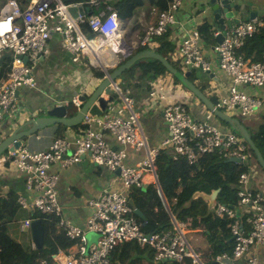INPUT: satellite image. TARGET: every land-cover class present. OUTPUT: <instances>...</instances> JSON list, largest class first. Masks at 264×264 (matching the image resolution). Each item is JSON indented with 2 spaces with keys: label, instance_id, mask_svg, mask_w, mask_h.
Listing matches in <instances>:
<instances>
[{
  "label": "built area",
  "instance_id": "obj_1",
  "mask_svg": "<svg viewBox=\"0 0 264 264\" xmlns=\"http://www.w3.org/2000/svg\"><path fill=\"white\" fill-rule=\"evenodd\" d=\"M3 1L0 7V57L9 51L10 60L7 78L0 83V127L4 115L15 107L18 90L23 86H36L33 64L49 53L48 42L53 35L62 37V44L73 62L86 57L91 65L103 68L106 61L110 62L107 66H113L130 54L124 39L123 21L112 5L114 0ZM181 4L182 0H171L168 9L159 13L157 23L147 27L140 44L152 45L154 36L173 27L175 13ZM85 5L98 7L97 12L73 16L69 11L70 7L85 8ZM86 23L94 32L93 36L85 34L83 25ZM262 26L259 19L240 21L228 29L214 47L219 70L231 80L227 95L215 104L222 111L247 117L260 104V100L241 89L244 85L264 87V61L246 59L239 48ZM199 38L198 30L193 29L174 52L175 63L184 71L208 72L211 69L210 62L203 57ZM116 91V101L110 103L102 115L85 114L83 128L74 136L55 137L45 150L30 151L20 147L0 158V168L13 167L22 173L27 190L32 192L29 198L18 196V204L39 213L40 221L58 217L57 226L63 228L67 238L73 241L69 248L59 250L53 256L52 264H118L112 261V253L128 241L150 248L154 263L174 261L182 264L189 260L191 264H206L188 240L190 222L178 221L171 215V230L144 234L134 216L129 193L151 183L160 190L155 165L160 149L170 148L174 159L185 157L190 163L213 151L245 163L246 145L231 129L210 123L212 112L207 111V119L196 120L183 99L174 98L171 90L156 85L149 90L148 98L163 102L167 136L158 146L152 147L140 123V113L134 109V100L117 88ZM71 102L77 108L81 107L78 96ZM105 134L112 136L117 146L110 145ZM129 150L141 151L143 156L133 164L128 163ZM87 159L115 176L98 197L88 201L91 213L79 226L64 217L57 197L59 175L50 168L54 162L65 168ZM238 184L241 189L237 191L236 204L216 203L214 208L217 217L232 219L233 248L214 255L211 263L264 264V257L257 255V249L264 248V197L249 188L247 172L241 173ZM30 222V219L24 220L21 228L29 227ZM89 234L95 236L93 241L88 238Z\"/></svg>",
  "mask_w": 264,
  "mask_h": 264
},
{
  "label": "crops",
  "instance_id": "obj_2",
  "mask_svg": "<svg viewBox=\"0 0 264 264\" xmlns=\"http://www.w3.org/2000/svg\"><path fill=\"white\" fill-rule=\"evenodd\" d=\"M21 1L22 3H24V0ZM170 2L171 0L168 2V5L164 10L168 9ZM234 2L236 4L243 5L245 7L246 13L249 12L250 7H252L251 10H254V9H260L259 6L262 4L264 5V0H234ZM3 3L4 1L0 0V7L3 5ZM160 12H157L156 9L146 0L144 6L136 10L134 16L131 19L125 22L122 20L125 33L126 30L131 29L132 27H136V28L139 27L137 28L139 36L137 34L132 33V37L135 36L134 38L135 40L132 39L128 42L125 41L126 44L129 45V47L133 48L132 53H135V48L138 45H141L140 41L142 40V37L147 27L150 25H155L157 23L158 15ZM175 19H176L175 25L170 28L171 30L170 39L175 44V50L180 45L182 39L185 36H187V34H189L193 29L198 30L197 28L204 22H207L209 24L213 32V35L218 31V29L214 28L213 25L214 22L212 21V15L210 12L208 0H182L181 6L175 13ZM244 19H245L244 21H250L247 18V14L245 15ZM254 19H259L260 21H262V24L264 26V9L260 11L258 18H254ZM85 34H87L88 36L87 31L85 32ZM153 38H152V43H153L152 45H144V46H148V48L146 49L154 50L156 43L153 41ZM213 41L214 42L207 43L200 36L199 46L203 53V57L210 62L211 69L209 72H204L200 70L201 73L200 72L197 73L194 77V80L192 81L201 90H203V92L204 90H208V94L204 92L206 96H208L210 99L211 97L215 98L217 102L219 98L227 95L231 85V80L218 68V59L214 49L215 45L217 44L215 35ZM48 46H49V53L45 56L39 57L37 62L33 64L32 72L37 82L36 86L21 87L16 95L15 107L4 115L0 127V142L12 132V128H14L15 125L21 123L23 120H25V118H28L29 116H33V117L44 116L45 112L50 108V105L63 104L67 106L70 100L75 96H80L82 94H89L96 87V85L102 80V78H97L94 75L92 68L95 67H93L88 63L86 57L81 58L79 62L72 61L70 53H68V51L65 50L62 44V37L60 35L58 34L53 35L48 42ZM175 50L174 52H176ZM174 52L171 54L172 59ZM6 59H9V57ZM126 59H124V61ZM173 61L175 62L174 59ZM252 62H259V61H252ZM109 64L110 62L106 61L104 63V66L105 65L107 66ZM115 67L116 66L112 67L110 71H112L113 68ZM99 70L103 72L102 69ZM7 73L8 70L4 76H0V83L1 81L6 80ZM173 77L174 76L172 74L167 72L164 75L158 76L155 80H152L151 82L148 79H143L142 82L140 83L141 85L140 87L129 88L130 93L132 95L130 98L134 100V109L140 113V123L148 137V143L152 147L158 146V144H160V142L166 138L167 126L163 118V102L157 101L155 99H149L148 93L142 91L143 84L145 85H147L148 83L151 84L150 90L152 89V87L156 85L161 86L163 90H171L174 94L173 95L174 98L183 99L187 103L188 111L193 118L200 121L207 119L206 113L208 110L205 108V106L181 84L174 82ZM84 78H86V80H90V83L88 84L84 83L83 82ZM119 81L120 78H117L116 87L120 90L122 94H124L121 91V88L119 87L118 84ZM241 90L245 91L251 97L260 100L259 106L255 108L252 111V113L247 117H242L239 113L238 114L234 112L231 113V112H227L226 110H224L223 112L238 118L248 129V131L250 130L251 132H254L258 129L260 124L264 123V87L258 88L252 85H244L242 86ZM113 95L114 97L112 103L116 101L115 99L117 96V92L113 91ZM212 117H213L212 119L208 120L210 123L218 127L222 126V124L224 123L226 124L225 125L226 127L222 126L224 129H231L237 136L241 137L227 123L221 121L222 124H219L218 121L219 119H216L217 117H215L214 115ZM27 128H29V126L23 128V130ZM71 128L65 131V133L63 134L64 137H72L77 133ZM56 136H58L57 125H50L45 128H42L35 135L30 136L26 141L22 142V144L23 146L24 145L27 146V148L31 151L45 150L48 148L51 141ZM105 139L110 145L114 147L117 146V143L109 134H105ZM244 141L245 140L242 138V142L246 145L245 153L247 156V162L243 164L246 167V170L244 172H247L249 175L248 186L252 190L260 192L264 197V171L259 166L256 157L254 159L252 158L251 153L249 151L250 149L249 145L245 143L246 141L245 142ZM128 152H129L128 163L131 164H133L136 160L141 159V157L143 156V153L141 151L136 152L133 150H129ZM50 170L53 172H57L59 175V180L57 183V192H58L57 197L59 204L62 207L64 217L70 219L73 223L79 226L84 224L86 218L91 213V208L88 204V201L91 198L98 197L101 194L102 189L107 187L112 182L115 176L114 173L108 171L103 166L96 165L93 162L89 161L88 159L73 165H69L65 168H62L57 162H54L51 164ZM239 189H241L240 186ZM9 191H13L17 195L19 196L23 195L27 198L31 197L32 195V192H30L26 188L25 177L22 173L18 172L13 167L0 168V196L6 195ZM160 195L162 196V194ZM216 203H218L217 198H216ZM212 208L214 210L215 206H213ZM235 210L237 211V208H235ZM30 214H31L30 210L20 207L16 215V220L7 223L8 231L12 237H14L15 233L17 234L19 231L23 230L21 228V224L24 220L30 219ZM134 216L136 218L137 215ZM214 216L216 215L214 214ZM181 222H190V221H181ZM13 224H16L19 227V230L17 229V227L12 228L11 225ZM27 228H29L28 243L26 245L24 244L23 245L24 246L36 245L32 240L30 227ZM171 229L172 226L170 229L167 230H171ZM189 230H190L189 233L200 232L197 230L190 229V226H189ZM43 238H44V230H43ZM88 238L90 239V241H93L95 239V236L89 234ZM128 242H135V241H128ZM43 244H44V240H43ZM146 248L152 253V256L151 259L150 256H148V258L144 257L143 264H161V263L169 262V261H164V262L154 263L153 251L148 247ZM193 248L195 249L196 252L200 254L198 248H195L194 246ZM66 249H59V250H66ZM257 255L259 258H263L264 248H258ZM52 262H53V257L50 264H52ZM113 262L118 263L116 259ZM186 262L191 264L189 260H186L182 264H185ZM41 264H46V262L42 261Z\"/></svg>",
  "mask_w": 264,
  "mask_h": 264
},
{
  "label": "trees",
  "instance_id": "obj_3",
  "mask_svg": "<svg viewBox=\"0 0 264 264\" xmlns=\"http://www.w3.org/2000/svg\"><path fill=\"white\" fill-rule=\"evenodd\" d=\"M145 1L114 0L112 5L120 19L125 22L134 16L136 10L144 6ZM147 1L157 12H160L167 7L170 0ZM85 8L89 15L96 13L98 9L96 6L90 7L89 5H85ZM83 28L88 32L89 37L94 35L87 23L83 25ZM197 29L201 38L207 43L214 42L213 32L207 22L202 23ZM170 34L171 30L168 29L163 34L155 36L153 38L156 43L154 50L177 68L178 65L171 57L175 50V44L171 41ZM146 48L148 46L138 45L135 52ZM239 52L251 61L260 62L264 60V26L245 39L244 44L239 48ZM8 65L9 59H6L0 66V76L6 74ZM92 71L97 78L104 77V73L99 69L92 68ZM165 73H167L166 69L158 60L143 58L136 61L119 76L118 84L125 96L131 97L129 88L140 87L143 79H148L151 82ZM173 79L174 82L180 84L175 77ZM191 80L194 79L191 77ZM150 88L151 84H143L142 91L148 93ZM211 100L216 103L215 98L211 97ZM67 106L68 115H74L77 110L76 107L72 103H68ZM82 127L79 124L71 129L79 132ZM67 129L70 128L57 125L58 137H63ZM249 132L264 158V123L260 124L256 131L251 132L249 130ZM249 151L254 159V153L251 149ZM172 154L170 148H163L156 155L155 165L160 191L154 184H147L145 187L132 189L128 196L129 201L132 207L139 210L143 215V218L136 216V220L144 234L170 229L172 226L171 215L178 221H190V229L200 231L206 237L208 244L206 258L207 262L211 264V258L214 255L230 251L233 248L230 232L232 219L226 216L221 218L214 216L213 208H209L208 203L203 198L192 199V196L195 192L210 194L213 190L219 189L217 202L234 206L239 190L238 180L246 167L243 163L228 161L218 151L203 154L193 163H190L185 157L174 159ZM19 209L20 205L17 202L15 192L9 191L6 195L0 196V264H41L42 261L50 264L53 255L59 249H66L73 243L66 237L63 228L57 229L58 217L51 216L49 220L41 221L44 230V244L42 246H24L10 235L7 226L8 222L16 220ZM35 217H40L39 213L30 214V218ZM148 256L151 259L152 253L146 247H141L136 242H125L115 248L111 259L113 261L116 259L119 264H143V258H148ZM161 264L179 263L169 261ZM185 264L189 263L186 262Z\"/></svg>",
  "mask_w": 264,
  "mask_h": 264
},
{
  "label": "water",
  "instance_id": "obj_4",
  "mask_svg": "<svg viewBox=\"0 0 264 264\" xmlns=\"http://www.w3.org/2000/svg\"><path fill=\"white\" fill-rule=\"evenodd\" d=\"M210 12L212 15V21L214 22V28L220 32L215 36L216 42L220 43L224 37L225 32L228 29L233 28L238 22L244 21V17L247 14L249 20L258 18L260 11L264 9V5H260V9L251 10L245 12L243 5L236 4L234 0H208ZM70 13L73 16H77L78 13L84 15L86 11L83 7H70ZM133 52V48L130 47V54L127 59L118 64L110 72V68L104 69V78L96 85V87L89 94H82L79 99L82 101V106L72 116L68 115V106L63 104L50 105V108L45 112L44 116H29L25 118L21 123L15 125L12 128V132L0 142V155L5 151H13L20 147L22 142L26 141L30 136L35 135L39 130L50 125H64L66 127H75L81 124L85 114L100 116L106 110L109 103L113 100V91L116 88V79L128 68H130L136 61L143 58H152L158 60L167 72L172 74L180 84L190 91L204 106L212 112L217 119L227 123L233 128L249 145V148L255 154L256 160L259 166L264 171V159L260 153V150L255 145L250 132L244 126V124L236 117L231 116L218 109L211 99L201 90L190 78L188 71L182 73L176 67H174L166 58L158 54L152 49H144ZM10 56V52H4L0 57V66L4 60ZM27 61V58L24 57ZM106 96V97H104ZM29 126V128L24 129ZM230 162L240 163L239 158L231 157L228 159ZM145 187V186H144ZM219 189L213 190L210 194H204L201 192H195L192 199L201 197L207 203L209 208L216 205V198ZM134 214L143 218L142 213L134 209ZM32 240L34 244L42 246L43 244V227L39 220H33L30 225Z\"/></svg>",
  "mask_w": 264,
  "mask_h": 264
},
{
  "label": "rangeland",
  "instance_id": "obj_5",
  "mask_svg": "<svg viewBox=\"0 0 264 264\" xmlns=\"http://www.w3.org/2000/svg\"><path fill=\"white\" fill-rule=\"evenodd\" d=\"M137 28H139V27H137ZM137 28L132 27L131 29L126 30V33H125V41L126 42L135 38V36L132 37V33L137 34V35L139 34ZM177 67L179 68V66H177ZM179 69L181 71H184L182 68H179ZM199 72L201 73L200 70H193L192 71V79H194L195 75ZM83 82L88 84V83H90V80H86V78H84ZM204 92L206 94H208V90H204ZM218 121H219V124H222V122L220 120H218ZM225 125L226 124H224V123L222 124L223 127H226ZM11 227L12 228L17 227V229L19 230V227L16 224L11 225ZM28 229L29 228H26L24 230L19 231L17 234L16 233L14 234L15 239H17L18 241H20L24 245H26L28 243V236H29V230ZM190 236H191V239H190ZM187 237L189 238V241L191 242V244L195 248H198V251L200 252L201 260L203 262H205L206 264H209L207 262V258H206V251L208 249V244H207V240H206V237L204 236V234L202 232H190L189 234H187Z\"/></svg>",
  "mask_w": 264,
  "mask_h": 264
},
{
  "label": "clouds",
  "instance_id": "obj_6",
  "mask_svg": "<svg viewBox=\"0 0 264 264\" xmlns=\"http://www.w3.org/2000/svg\"><path fill=\"white\" fill-rule=\"evenodd\" d=\"M84 9H86V8H84ZM85 11H86V10H85ZM86 15H89V14L86 13ZM218 31H219V30H218ZM218 31H217V32H218ZM219 32H220V31H219ZM214 35H215V34H214ZM215 36H216V35H215ZM217 44H218V43H217ZM143 46H144V45H143ZM127 57H128V56H127ZM127 57H126V58H127ZM126 58H124V59H126ZM124 59H123L122 61H124ZM9 60H10V59H9ZM87 60H88V59H87ZM4 61H5V60H4ZM122 61H121V62H122ZM121 62H119V63H117V64H115V65H113V66H107V67L104 66L103 68H102V67H98V66H93V65H92V66L95 67V68H97V69H98V68H99V69H102L103 72H104V69H106V68H110V69H111L112 67L117 66V65L120 64ZM3 63H4V62H3ZM88 63H89V61H88ZM89 64H90V63H89ZM90 65H91V64H90ZM110 69H109V70H110ZM177 69L180 70L178 67H177ZM180 71H181V70H180ZM110 72H111V71H110ZM184 72H186V71H184ZM188 72H189V71H188ZM208 72H209V71H208ZM189 73H190V78H191V77H192V72H189ZM104 75H105V72H104ZM103 78H104V77H103ZM103 78H102V79H103ZM116 88H117V87H116ZM116 88L114 89L115 91H116ZM117 89H118V88H117ZM118 90H119V89H118ZM116 92H117V91H116ZM189 92H190V91H189ZM117 95H118V93H117ZM116 97H117V96H116ZM127 97H128V96H127ZM78 99H79V96H78ZM79 100H80V99H79ZM80 101H81V100H80ZM112 101H113V100H112ZM112 101H111L110 103H112ZM114 101H115V100H114ZM69 103H72L71 100H70ZM110 103H109V104H110ZM72 104H73V103H72ZM73 105H74V104H73ZM74 106H75V105H74ZM81 106H82V101H81ZM108 106H109V105H108ZM75 107H76V106H75ZM80 108H81V107H80ZM80 108H77V107H76L77 110L80 109ZM107 108H108V107H107ZM107 108H106V109H107ZM77 110H76V111H77ZM105 111H106V110H105ZM105 111H104V112H105ZM104 112H103V113H104ZM103 113H102V114H103ZM87 114H88V113H87ZM82 122H83V120H82ZM82 122H81L80 125L83 126ZM82 128H83V127H82ZM56 137H58V136H56ZM63 137H64V136H63ZM20 147H26V148H27V146H25V145L23 146V144H22ZM20 147H18V148H20ZM18 148H16V149H18ZM16 149H14V150H16ZM27 149H28V148H27ZM14 150H13V151H14ZM30 151H31V150H30ZM8 152H9L8 149L5 150V151L0 155V158L3 157V156H4L5 154H7ZM82 161H84V160H82ZM82 161H81V162H82ZM151 184H152V183H151ZM144 186H146V185H144ZM158 191H160V190H158ZM18 196H19V195H17V199H18ZM130 205H131V203H130ZM131 207H132V205H131ZM132 208H133V207H132ZM133 211H134V208H133ZM30 212H31V211H30ZM31 213H34V212H31ZM134 215H135V214H134ZM38 218H39V217L30 218V221L32 222L33 220H39ZM39 221H40V220H39ZM57 221H58V220H57ZM57 221H56V227H57L58 229H61V227H58V226H57ZM31 222H30V225H31ZM40 222H41V221H40ZM41 224H42V222H41ZM29 227H30V226H29ZM23 230H24V229H23ZM66 237H67V236H66ZM68 239H69V238H68ZM72 244H73V243H72ZM56 254H57V253H56ZM56 254H55V255H56ZM53 256H54V255H53ZM211 264H214V263H211Z\"/></svg>",
  "mask_w": 264,
  "mask_h": 264
},
{
  "label": "bare ground",
  "instance_id": "obj_7",
  "mask_svg": "<svg viewBox=\"0 0 264 264\" xmlns=\"http://www.w3.org/2000/svg\"><path fill=\"white\" fill-rule=\"evenodd\" d=\"M62 259H64L63 257H61Z\"/></svg>",
  "mask_w": 264,
  "mask_h": 264
}]
</instances>
